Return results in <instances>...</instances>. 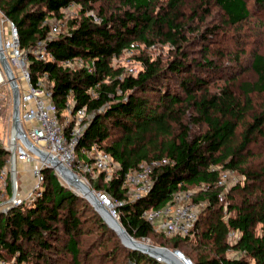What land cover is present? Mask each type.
<instances>
[{"label": "trees", "instance_id": "16d2710c", "mask_svg": "<svg viewBox=\"0 0 264 264\" xmlns=\"http://www.w3.org/2000/svg\"><path fill=\"white\" fill-rule=\"evenodd\" d=\"M71 4L79 6L77 16L50 38L51 18L62 17ZM258 8L264 11V0H0V12L17 28L20 48L29 52L45 41L54 54V60H39L30 52L28 69L34 83L42 80L52 90L58 116L63 120L71 102L73 112L86 106L92 116L77 158L91 162L96 145L116 163L111 179L105 171L90 179L93 188L108 193L133 238H152L195 264H264V165L252 161L264 155V51L245 41L236 43L235 51L225 45L212 51L213 43L231 31L242 34L253 18L264 23L263 15L253 13ZM135 43L168 45L170 53L138 56L141 67L128 73L114 58ZM194 52L199 56L191 57ZM246 53L250 58L244 60ZM79 57L84 65H63ZM10 157L0 138V177ZM153 160L160 166L151 172V188L132 199L126 174ZM225 171L244 179L224 202L219 182ZM44 177L38 194L0 211L1 260L161 264L127 247L54 168H46ZM195 187L200 189L192 201L205 204L190 235L168 237L143 217L145 210L165 207L176 193ZM6 189L12 194L10 175ZM232 232L238 233L235 241Z\"/></svg>", "mask_w": 264, "mask_h": 264}, {"label": "built area", "instance_id": "2783aa9c", "mask_svg": "<svg viewBox=\"0 0 264 264\" xmlns=\"http://www.w3.org/2000/svg\"><path fill=\"white\" fill-rule=\"evenodd\" d=\"M73 6L76 5L71 4L67 8ZM10 27L11 39L5 43L3 42V46L5 53L7 50H10V53H6V55L17 82L20 79L25 86V91L22 93L18 82L20 88L19 102L22 130L28 139L43 152L42 155H39L26 145L20 135L16 134L14 136L12 134L13 136L7 147L12 155L11 162L15 164L17 161H20L31 165L34 175V185L27 198L18 200L14 198L12 201H14L15 205H18L24 200L31 199L34 194H38L42 190L45 180L44 170L51 167L49 161L50 155L55 156L65 166H76L88 182L90 179H97L100 171H105L107 179H111L112 175L108 172L115 169L116 163L113 161L111 155L103 149H100L96 145L93 146V150L90 153L91 162L77 158L76 148L84 134L83 131L88 121L92 117L88 113L87 107H80V109L73 112L75 104L74 102L69 103L65 112L66 122L63 124L61 123V118L58 116L57 105L53 101L52 90L48 86L46 87L42 80L37 83L32 81V76L28 69L30 52L34 53L39 60H54V54L45 48V41H39L29 52L22 50L15 24L11 23ZM60 30L59 24L51 25L49 37L58 36L61 33ZM63 65L68 68H76L84 65V59L79 57L74 60H66ZM0 74L3 75L0 77V85H2L6 82L7 75L1 63ZM89 92L95 95L93 89H89ZM158 163L160 164L159 161ZM152 170L147 162H144L139 169L126 174L125 181L129 187V195L132 199L140 198L149 191L153 184V180L151 179ZM11 185L13 189H18L16 180ZM95 192L97 198L116 217H120L116 213L115 204L108 193L102 190ZM174 196L173 201L165 207L145 210L143 217L151 222L157 231L164 233L168 237L190 235L199 218V205L201 203L197 204L191 201L194 195L190 190L178 192ZM223 199L222 194L221 200ZM237 236V232H232L230 240L235 241ZM0 264H15V262L0 259Z\"/></svg>", "mask_w": 264, "mask_h": 264}, {"label": "rangeland", "instance_id": "374dc122", "mask_svg": "<svg viewBox=\"0 0 264 264\" xmlns=\"http://www.w3.org/2000/svg\"><path fill=\"white\" fill-rule=\"evenodd\" d=\"M191 1L192 0H190V2ZM253 6H254V2L250 4L251 9ZM78 10H79L78 5L73 6L71 8H63L61 10V13L63 16L51 18L50 24L51 25L59 24L60 29H61L60 31L61 32L66 31L68 29V21L71 18L77 16ZM253 13H254L255 17H260V18L263 17V19H264V11H261L259 8L255 9V12H253ZM261 15H263V16L261 17ZM0 21H1V27H2L1 35L3 37V42L5 43L11 39V37H10V32H11L10 25H11V23L6 20V18L3 16V14L1 12H0ZM235 34L236 33L234 31H231V32H229L228 35L226 34V37L222 38V42L219 41V42L213 43V47H212L213 50L212 51L214 52V49H216L217 47H222L224 45L226 47H229L230 50L235 51L238 49V47L235 46V44L241 43L243 41L248 43L249 46H252V48H257V49L264 51V23H259V22L257 23L256 18H253L251 22H248L247 24L244 25L242 34H238L237 36H235ZM222 43H224V44H222ZM134 45H135L134 47L125 51V53L121 57L114 58V62L120 64L121 66H124L126 68V72H128V73L131 72L133 74H136L138 72L139 68L141 67L140 62L137 60L138 56L151 55L153 58H156V57L161 56V55L163 57L168 56L170 53V48L168 45H166V46H155L154 45L153 47H149V48L145 47V45H139L138 43H135ZM9 51L10 50H7L6 53L9 54L10 53ZM194 56H199V54L194 52L191 55V57H194ZM249 58H250L249 53H246L243 55L244 60H247ZM225 63L230 64L231 59L227 58ZM18 75L19 74L17 72V76ZM186 76L187 75H183V77H186ZM7 78L8 77H6V82L4 84L0 85V138L4 142L6 147H8L9 141L13 136L12 134H14V127H13L14 126L13 125V123H14V119H13L14 90H13V88H12V86H11V84ZM18 82H19V86H21V92L23 93L25 91V86L23 84V81L19 79ZM220 83L221 82H218V85ZM44 85L46 87L48 86V85H46V82H44ZM215 88H216V86L214 87V85H213L212 90ZM65 114L66 113L63 114V117H64L63 120L61 119V123H63V124L66 122ZM198 129H199L198 126L193 127V130L195 132ZM11 157H12V155H11ZM11 157L9 159L7 169H5V172H3V175L0 177V211L7 210L8 207H10L11 205H15L14 201H12V200H14V198H16L17 200L18 199H26L27 196L29 195V192L32 190V187L34 185L33 184L34 175H33L32 166L29 164H26L25 162H20V161H17L14 164L13 162H11ZM252 161H253L254 165H258L259 167H263L264 155L262 157H257L256 159H254ZM147 164L149 165L150 169H154L155 167L160 166L158 161H155V160L148 161ZM71 168L74 171L76 170L75 171L76 173L79 171V173H77L78 176L82 180L87 182V184L94 191H96L92 186L93 183L85 180L83 175L80 173V170H78L76 166H71ZM12 169L14 171H12ZM114 171H115V169H112L108 173L113 175ZM12 173H14V180L17 181L18 189L15 190L12 187V194H8L7 189H6V180H7V177L10 175V181L12 184ZM221 178L222 179L219 182V186L222 189L221 194H223V197H224V199L222 201L225 202L226 201V199H225L226 193L230 192L232 189V186L236 185L239 181L243 180L244 178L234 171L223 172ZM60 180L65 185H68L69 187L71 186V188L73 190H75L78 194H81L80 192L77 191L75 185L69 183L65 177H60ZM201 188L204 189L203 187H201ZM199 189H200V187H195V188H191L190 191L192 192L193 195H196V193L198 192ZM191 201H192V199H191ZM204 204L205 203L202 202L199 205V208L204 206ZM160 233H162V232H160ZM145 242H147L148 244H151L153 246L165 247V246H161L159 243H157L152 238L146 240ZM167 247H165V248H167ZM168 248H170V247H168ZM170 249H172V248H170ZM172 250H175V249H172ZM93 255H96V254L94 253ZM53 256L57 257V254L53 253ZM185 257H187V256L185 255ZM57 259H59L57 264H66L63 257L57 258ZM12 261H14V260H12ZM12 261H10V262H12ZM93 261H95V259L92 261H89V262H93ZM181 262L183 264H185L184 261H181ZM164 264H169V263L164 262ZM193 264H195L194 261H193Z\"/></svg>", "mask_w": 264, "mask_h": 264}, {"label": "water", "instance_id": "95a60500", "mask_svg": "<svg viewBox=\"0 0 264 264\" xmlns=\"http://www.w3.org/2000/svg\"><path fill=\"white\" fill-rule=\"evenodd\" d=\"M1 27H0V63L5 70L6 75L8 77V80L14 90V113H13V127L14 130H16L17 134L20 135L26 145L33 151L37 152L39 155H42L43 152L40 151V149L31 142L28 137L23 133L22 125H21V119H20V88L18 86L17 79L14 75L13 70L10 67L9 61L7 59V55L4 50L3 46V37L1 35ZM49 161L51 163V167L55 169L56 173L60 175V177H65L69 183L76 184L79 186V188L82 191V194H79L80 196H84L87 199L91 201L95 209L98 211L100 215L104 218L106 223L114 229L116 232L119 233L120 237L122 238L123 243L132 249L140 250L150 256L155 257L161 264H163L162 261L171 263V264H180L175 260L176 256L181 257L184 261H186L189 264H193V261H191L190 258L185 257V255L180 250H172L170 248L165 247H158L153 246L151 244H148L145 241L138 240L136 238H133L130 233L124 228L120 217H116L110 210L107 208L99 198H97L95 191L85 182L82 180L78 174L69 166H65L62 164L55 156L50 155ZM14 169V168H13ZM12 169V171H14ZM14 181V173H12V182ZM71 187V186H70ZM75 191V190H74ZM76 194H78L75 191ZM100 206H103L105 209V212L108 214L109 218H111L116 224H118V227L115 228L111 225V223L108 221L107 217L102 214V211L100 210Z\"/></svg>", "mask_w": 264, "mask_h": 264}, {"label": "bare ground", "instance_id": "6f19581e", "mask_svg": "<svg viewBox=\"0 0 264 264\" xmlns=\"http://www.w3.org/2000/svg\"><path fill=\"white\" fill-rule=\"evenodd\" d=\"M0 27H1V21H0ZM1 32H2V27H1ZM1 76H3V75H1L0 74V77ZM16 134H17V132H16V130H14V136H16ZM73 185H75V187H76V189H77V191L78 192H80L81 194H82V191H81V189L79 188V186L78 185H76V184H73ZM100 210L102 211V214L103 215H105L106 217H107V219H108V221L111 223V225L112 226H114L115 228H117L118 227V224H116L111 218H109V216H108V214L105 212V209L103 208V206H100ZM184 261L181 257H179V256H176L175 257V260L178 262V263H180V264H183L181 261ZM163 262V264H164V262L165 261H162ZM185 262V264H189V263H187L186 261H184ZM167 263V262H166ZM169 264H171V263H169Z\"/></svg>", "mask_w": 264, "mask_h": 264}]
</instances>
